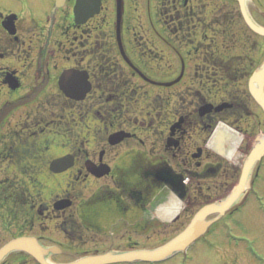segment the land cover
<instances>
[{
    "label": "rangeland",
    "instance_id": "1",
    "mask_svg": "<svg viewBox=\"0 0 264 264\" xmlns=\"http://www.w3.org/2000/svg\"><path fill=\"white\" fill-rule=\"evenodd\" d=\"M29 1L0 0L2 16L9 13L19 15L16 26L21 27L25 33L23 37L26 42L19 43V47L14 43L9 45L12 36L2 28V18H0V74L2 71H12L17 67V72L24 76V80L31 79L40 49L46 44L47 38H50L45 61L51 64L50 88L56 93L49 98L42 97L44 99L42 102H48L47 100L51 102L40 106L35 113L36 122H42L45 130L36 137L55 141L54 148L50 150L51 155L66 152L70 140L75 143L79 140L85 141L84 144H79L81 150L78 152V157L82 163L86 157L92 160L94 156L97 160L99 153L106 150L105 161L111 167V174L99 179L82 176L74 180L75 177H72L73 204L66 209V212L56 211L52 216H47L48 218L46 216L33 218L37 213L38 203L51 192L55 194L66 188V182L71 175L65 173L52 177L41 174L38 181L34 180L29 184L23 181V185L24 183L28 185V189L24 187L27 193L23 194L27 197L23 199L24 208L21 209L19 221L17 220L14 226L17 232L26 231L40 238L45 246L60 247L65 253L51 256L55 262L70 261L84 254H92L95 250H98L95 253H100L108 249L127 251L156 248L176 237L186 227L197 210L202 207L199 201L209 196L223 201L230 196L233 188L228 193L217 191L215 194L209 193L215 178L198 179L196 175L200 169L196 167V162L193 160L191 162L190 156H181V153L175 150L167 152L165 144L170 125L179 116L177 110L182 107L185 112L194 111L197 109V104L201 103V99L221 102L234 90H237L238 95L240 94L243 101L252 109V116L246 125V129L250 130L251 136L254 137L252 144L255 143L254 139L257 136L264 134V114L249 97L248 76L240 79L239 82L234 81L236 83L223 79V83L219 81L220 73L213 64L210 65V72H206L208 63L218 55L224 58H240L245 65L252 64L255 69L264 62V37L258 36L245 25L237 0H194V3L198 2L200 5V12H197L199 16L194 17L191 22H181L176 15L167 12L171 4L170 0H121L122 5L125 2L124 9L130 11L131 21L125 24L123 35L125 37L120 33V42L130 41L134 47L142 49L145 45L144 40L148 37L152 50L147 51L148 57L144 61L152 81L163 83L175 78L178 81L181 76L180 58L177 57L179 55L186 56L184 75L178 82L168 87L153 85L147 87L148 93L150 89L151 93L146 96L142 91L144 82L134 78L131 75L132 71L127 69L121 60L119 62L113 57L111 62L107 61L110 63L108 65L106 60L101 62L94 60V56L87 57L91 60L87 61L89 66L86 67L91 69L90 72L94 76L101 67L107 71L101 72L97 79L94 77L95 83H93L96 85L95 91L92 92L94 103L87 101L72 102V104L59 93L56 76L61 65L69 61V57L77 55L78 60H82L85 51L79 52L77 49L80 41L88 42L85 48L90 51L89 46L93 42L95 31L92 34L89 27H86L83 36L75 33L68 27L69 12L54 16L55 18L51 20L53 24L49 27L47 17L51 13L50 8L54 0H33V4L28 3ZM105 1L107 12L93 19L89 25L97 31L102 44H107L106 41L109 42L110 39H113L114 44L116 43V0ZM247 9L256 23L264 26V19L259 13L264 10V0H247ZM214 20H221L220 24ZM35 24L39 26L36 31L28 32V29ZM142 24L149 30L148 32L143 30ZM86 33L92 36L89 37ZM17 35L19 36V33ZM164 40L167 42L166 45ZM173 40L184 45L185 49L179 47L178 52ZM107 45L110 46V43ZM52 47L56 49L53 50ZM52 52H54L53 58H51ZM100 53L102 51L97 55H101ZM95 66L99 68L96 69ZM106 72H111L112 82L107 79ZM3 83L0 76V100H4L7 94V87ZM111 84L119 87V94H123L117 99L120 97L126 99L124 102L113 104L116 108L115 112H112L113 117L105 111L106 104L112 106L106 103V95L109 92L104 93V89L111 87ZM102 100L104 103H100L102 105L100 109L104 108V111L101 115L103 118L101 124L87 106L90 104V107L95 109L96 103ZM20 114L10 120L13 119L12 128L14 127L13 129L22 136L30 130L32 132L35 125L31 122V118H23ZM189 114L192 116L191 112ZM59 117L64 118L59 120ZM257 121H259L258 125H256ZM18 124L21 126H17ZM101 128L104 133L102 135L99 132ZM120 129L131 132L133 137L110 146L106 141L107 136ZM202 136L201 130L193 134L187 144V150L188 148L194 150L196 144L200 145ZM159 162L172 167L178 173H183L187 181L189 196L185 201L181 200L178 213L169 221L156 218L155 214L160 206L173 205L172 211L175 212L174 209H177L176 205H178L174 196L156 190L153 196L154 202L149 203L147 207L133 206L126 195L121 196V207L126 208L125 214H122L116 202L110 198L122 194L123 189L119 186L121 180L137 184L142 178L140 175L130 177L131 172ZM261 165L257 185L264 194V157ZM30 184H33V187ZM251 199L252 210L242 209L230 219L222 221L228 212L221 219V215L217 214L208 216L206 220L216 219L209 230L210 233L198 238L185 252L176 253L167 260L159 262L136 261L117 264H264V206L260 207L257 199L256 201ZM249 205L247 203L246 207ZM4 216L1 209L0 217ZM1 218L0 247L16 231L12 230L9 220L3 222L4 219ZM147 218L151 221L146 222ZM12 258L7 257L3 263L9 264ZM26 264L36 263L28 257Z\"/></svg>",
    "mask_w": 264,
    "mask_h": 264
},
{
    "label": "flooded vegetation",
    "instance_id": "2",
    "mask_svg": "<svg viewBox=\"0 0 264 264\" xmlns=\"http://www.w3.org/2000/svg\"><path fill=\"white\" fill-rule=\"evenodd\" d=\"M105 2H106L105 0H102L100 13L98 14L97 17H100L102 14L107 12L105 8V4H106ZM28 3L33 4V0H30ZM170 3H171L170 7L167 12H171V15L173 16L176 15L177 19H181L179 20L181 22L183 21L191 22V20L194 17L199 16L197 12H200V7H199L200 5L198 4V2L194 3V0H170ZM73 4H74V0H66L64 7L54 12H73L72 11ZM124 5H122L121 8L120 26L118 27L116 24V33H115L116 43L113 44V39L112 40L110 39L109 42L106 41L107 44L110 43V46H108L105 43L100 44L101 38L99 39V37L96 34L97 31L94 28H92L90 25H88V22L84 25H72L71 29L75 31V33H79L82 36H83L82 34L83 30L86 27H89V31L91 33L95 31V33L93 32L94 34L93 33L92 34L93 36L95 35L93 37V40L95 39L96 41L90 45L91 53L97 54L102 51V54L106 55L108 52L111 51L113 53V56L119 62L121 60L124 63V65H126V68L132 71L131 75L134 76V78H136L137 80L140 79L144 82L142 84L143 86L142 91L147 96L150 95L151 89L149 90L150 93H148V90L146 88L150 87L151 85L157 86L155 85V83H153L150 75L147 73L145 68L146 62L144 60H146L147 57L146 51L151 50V48L150 46H147L148 39L145 40L143 39L145 45L143 46L142 49H139V47L138 48L134 47V45L130 41L127 42L128 44L126 42L124 43L123 41L122 43L120 42V37H119L120 33L122 36L124 35L126 28L125 24L131 21L130 20L131 16H129L130 11L125 10ZM112 12L114 13V11ZM116 12L117 11L115 10V14ZM95 18L96 17H94V19ZM179 25L181 26V23H179ZM38 27H39L38 25H33L31 29H28V32L36 31V28ZM18 33L19 36L17 35V38L13 37L12 40L8 43L9 45L14 43L17 47H19V43L20 44L26 43L25 38L23 37L25 33H23V31L21 30V27L17 28V34ZM86 34L89 37L92 36L91 34L88 33ZM85 44L86 43H84L83 41L79 42V45L83 48H85ZM178 46L183 49L185 48L184 45L182 46L179 43ZM108 47L110 48V50ZM177 57L180 58L179 74H181L180 76L181 78L184 75L183 74L184 68H186V63H185L186 56L179 55ZM45 60H46V54L45 52H42V56H41V49H40L36 61L35 72L32 74L31 79L24 80V76L17 72L16 70L17 67L12 69V71L9 70L2 71L0 74L4 82L3 84H5V86L7 87V94H5L6 98H4V100H0V110L5 106H9L19 101H24V100H28L29 98H33L31 101L25 103L24 105L18 106L14 108L12 111H10L9 114L0 123V197H1L0 210L2 209L3 213L5 214L3 218L1 217L0 218L4 219L3 222H7L9 220L10 221L9 225L11 226V228H13L12 230L13 231L16 230L14 234L10 235L9 239L18 236L31 235L26 231L17 232V229L14 228V226H16L17 220L19 221L18 216L19 214H21V209L24 208L23 205L25 204V202L23 201V199L27 197L25 194H23V193H27L24 190V187L25 189H28L27 187L28 185H25V183L26 184L32 183L34 180L39 179L38 177L41 174L43 175L46 174L52 177L59 176L65 173H69L71 175L69 181L66 182V188H63L60 192H57L55 194H52L51 192L46 198L41 199V201L38 203L36 207L37 213L36 215L34 214L33 218L35 217L40 218L42 216L50 217L53 214H55L56 211L59 213H64L66 212V209L73 204L74 196L72 192L74 191V188H72V184H71L72 177H75L74 180L82 176L84 178H88L90 176L92 177V175L87 173L84 163H82L78 157V152L81 150L79 144L80 145L84 144L85 141L79 140L75 143L70 140L69 143L67 144L69 147L66 152L59 155H51L50 150L54 148L55 141L52 142L53 140L49 138L44 139L43 137L40 139L39 137H36V135L45 132V130H43L44 126H42V122H36L37 118L35 116V113L40 108V106L45 105V103L51 102L50 100H47L48 102H42V100H44L42 97L49 98L54 96V94L56 93L55 91L52 92L50 88L51 87L50 84H52L51 83L52 77L50 70L51 64L49 62L46 63ZM214 63H215L214 59L213 61H211V63L210 62L208 63L207 65L208 70L206 72L208 71L210 72V68H211L210 65ZM196 65H198V63ZM8 73H11V77H13V81L17 84L16 85L17 87L12 88L7 83L6 76ZM235 76H237V74L220 73V78H224V79L233 78ZM239 76H240V78H238L239 80L246 78L245 74ZM239 80L236 81L239 82ZM95 89L92 88V91H95ZM236 91L237 90L231 91L229 96L221 102H210L201 99L200 102L202 104L208 102L213 105L212 108H215L217 105L221 104L223 108L218 113L211 111L207 114L200 115L196 112V109L194 111L186 110L185 112L184 111L185 109L181 107L180 110H177V113H179L177 120L172 124L170 123L171 124L170 127H171L173 124L177 123V121L180 118H182V122L179 125H175L172 128L171 133L169 132L165 144L166 151L170 152L175 150V152L177 153L180 152L181 156L183 155L190 156L191 162L193 161L196 162V167L200 169V172L196 175L198 179L215 178V183L212 184L213 187L212 190L210 189L209 193L215 194V191H217L218 193H222V192L228 193L237 184L241 175L242 166L245 161V158L249 153V151L251 150L252 146L254 145V143L252 144L254 137L251 136L250 130L248 131L246 129V125H248L247 121L252 116L251 113L252 109L249 105H247L243 101L242 96H240V94L238 95ZM65 100L72 104L71 101L67 99ZM93 100H94L93 94L91 93L86 99V102L88 101L87 103L90 102L94 103L95 100L94 102ZM100 103L103 102L100 101L99 103H96L97 108L95 109L91 108L90 104L87 106V108L89 109L90 113L92 114L94 113V115L98 117L99 119L98 121L102 124V117L99 114L101 110L100 107L102 106ZM198 105L199 104H197V106ZM88 109L87 112H89ZM189 112L192 113V116H190L191 114H189ZM17 114L23 115V118L24 117L27 119L31 118L32 119L31 122L34 123L35 129L32 132L30 130V132H28L25 135L22 136L19 135L13 129L14 127L12 128L11 126V122L13 121V119L10 120L12 117L13 118L16 116L18 117ZM63 118L59 117V120ZM142 121H144V119ZM259 121H257L256 125H258ZM218 122H220L221 124H219ZM17 126H21V125L18 124ZM199 130H201L203 133V136L200 139V145L196 144L194 146V150H190V148H188L187 150L186 147L190 138L193 137V134H195ZM99 132L100 135L104 134L102 132V128L100 129ZM131 135L133 137L132 133ZM174 144L175 147H173ZM101 152L102 154H100ZM101 152L99 153V155L102 156V161L106 162L105 161L106 150H102ZM66 154H71L73 156L72 166L66 169L65 171L59 173L52 171L51 170L52 161L57 157H61ZM99 155L97 160H95V157L93 156L92 160L95 163L100 162ZM86 159H90V157H86L85 160ZM133 165L134 167L136 166L134 163ZM150 168L153 169L161 168L164 169L165 172L167 170V165H163L161 164V162L154 163V164H150L144 169L140 168L138 171L141 173V171L144 172L145 170H149ZM254 168L255 169H253V173L251 174L249 183L247 185V188L245 189L244 194H242L239 201L228 211L227 216L225 218L226 220L230 219L240 210L247 208L246 207L247 203L252 205L251 198L255 200L256 195L264 199V194L259 190V186L257 185L258 182L257 178L262 168L261 163H257ZM173 171L175 170L173 169ZM162 180L166 181L165 179ZM23 181L25 182L24 185H23ZM123 183H124L123 185L124 187H122L123 192L127 194L128 196L127 198L130 199L133 206L139 205V206L147 207V205L150 202H148L147 200V195L145 194L146 193L145 191L149 188V186L137 187L134 185V183L131 184L129 182H123ZM30 185L31 187H33V184ZM46 186L48 187L49 185L47 184ZM165 186L173 193V195L175 194L179 199L183 201H185L186 198L189 196L188 186L180 187L178 185L174 186L171 184H167ZM163 191H165V188ZM28 198L31 199L30 196H28ZM64 199H70L71 205L62 210H56L55 208L56 201L64 200ZM217 199L213 198L212 196H209L208 198L203 199L199 202L203 206L205 204L214 203L218 201ZM179 205L180 204H178V206ZM123 209L124 211H126L125 210L126 208ZM150 221L151 220H148V218L146 219V222H150ZM96 251L98 250H95L93 253H95ZM28 257L30 256L24 255L22 253V256H19L16 261L15 259L12 258L9 264H26L28 261ZM19 259L20 261H18ZM34 262L38 264L35 260Z\"/></svg>",
    "mask_w": 264,
    "mask_h": 264
},
{
    "label": "water",
    "instance_id": "3",
    "mask_svg": "<svg viewBox=\"0 0 264 264\" xmlns=\"http://www.w3.org/2000/svg\"><path fill=\"white\" fill-rule=\"evenodd\" d=\"M247 0H237L239 9L246 24L255 33L264 36V28L257 26L250 18L246 8ZM65 0H56L55 6L61 7ZM101 0H76L74 5V18L76 24H83L89 18L93 17L100 10ZM120 16V7L118 6V23ZM264 18V13H262ZM16 16L10 15L6 17L2 25L10 33L15 34V21ZM7 81L12 88L17 87L11 76H7ZM58 85L63 94L72 100L80 101L85 98L87 93L91 90V84L88 81V74L85 71L68 69L64 70L59 79ZM249 91L254 100L262 108L264 112V63L257 68L252 74L249 81ZM30 99L15 103L11 106H6L0 112L1 120L16 106L26 103ZM211 107L206 106L200 109L201 114L210 110ZM217 108L216 110H220ZM128 133L124 131L115 132L109 135L108 142L111 145L120 143L124 138L129 137ZM258 143L254 146L246 160L243 169L241 180L238 186L235 187L231 196L221 201L219 204H210L202 207L191 219L187 227L179 233L176 237L166 242L160 247L155 249H142L131 251H113L108 250L105 253L86 255L69 263H54L50 260L51 254H58L61 252L57 247H45L34 237H18L10 240L0 248V262L10 253L14 251H23L31 255L40 264H114V263H130L134 261L155 262L161 261L170 257L173 253L184 251L187 246L193 243L196 239L201 237L212 224L213 221L206 220V217L219 213L223 214L238 197L239 193L243 190L247 176L251 166L264 154V135L257 139ZM101 159V158H100ZM73 164V157L67 155L65 157L56 159L51 164V170L54 172H61L71 167ZM87 170L95 177H102L110 172V168L101 163L95 165L92 161H86ZM71 204L70 201H59L56 204L57 209H62Z\"/></svg>",
    "mask_w": 264,
    "mask_h": 264
},
{
    "label": "trees",
    "instance_id": "4",
    "mask_svg": "<svg viewBox=\"0 0 264 264\" xmlns=\"http://www.w3.org/2000/svg\"><path fill=\"white\" fill-rule=\"evenodd\" d=\"M220 21L221 20L216 21V22L218 24H220L219 23ZM236 65L232 66L231 63H230V61H228V63H225V61H223V60L215 61V66L219 70H221V72H223V74H231V73L238 74L236 72H241V75H242V74L246 73L247 71H248L246 73L247 75L250 73V70L251 69L250 68L248 69L247 66H243L241 68H237ZM94 68L97 69L99 67L95 66ZM244 70H246V71H244ZM103 71H107V70L105 68H103V67H101L100 69H97V73L95 75V78L97 79V77L99 75H101V72H103ZM106 75H107V79L110 82H112L113 77H111L112 76L111 75V72H106ZM105 92H109L108 95H106V98H107L106 99V103L108 102L109 104H112V106H109L108 104H106L105 111H106V113L109 116L113 117L114 114L112 112H115V110H116L115 106L113 107V104L115 102H117L116 99L119 96L123 95V94H119V87H116L115 85L112 86V84H111V87H108V89H104V93ZM116 94L118 96H116ZM99 114H100V112H99ZM167 172H169V171H167ZM139 174H140L142 180L138 183V185H141V186H149V188H148L147 191H148L149 194H151L150 195L151 197L154 195V192L157 189H159L160 187H162V185H165V183H166V182L162 181L161 179H159V175L160 174H167L170 178L177 179L178 182H180V180L182 179V176L181 175L172 174V172L164 173V170L161 169V168H157L156 170L153 169V168H150L149 170H145L144 172H141V173L139 172ZM150 190H151V192H149ZM137 195H138V193H137ZM116 199H118V198H116ZM19 256H22V253L13 254L11 257H13V259H15V261H16ZM18 261H20V259Z\"/></svg>",
    "mask_w": 264,
    "mask_h": 264
},
{
    "label": "bare ground",
    "instance_id": "5",
    "mask_svg": "<svg viewBox=\"0 0 264 264\" xmlns=\"http://www.w3.org/2000/svg\"><path fill=\"white\" fill-rule=\"evenodd\" d=\"M172 200V199H171ZM172 202H170L171 204ZM250 207V208H249ZM160 209L158 210H164L163 212V217H168L170 216V214L173 212L172 209L174 208L173 205H169V206H164L163 208L162 207H159ZM253 209V205H249L247 207V210H252ZM175 210V209H174ZM174 213V212H173Z\"/></svg>",
    "mask_w": 264,
    "mask_h": 264
}]
</instances>
